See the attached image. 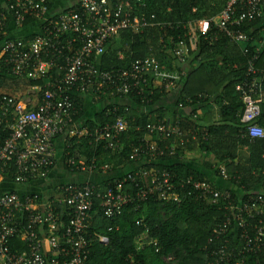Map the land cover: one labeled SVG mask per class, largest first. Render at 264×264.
Masks as SVG:
<instances>
[{
	"label": "built area",
	"instance_id": "1",
	"mask_svg": "<svg viewBox=\"0 0 264 264\" xmlns=\"http://www.w3.org/2000/svg\"><path fill=\"white\" fill-rule=\"evenodd\" d=\"M8 1L15 26L32 17L39 23V32L25 42H16L4 34L1 36L5 19L2 14L1 55L11 66V76L31 81L42 77L44 83L31 87L36 95L35 104L31 100L9 97L1 105L0 130L7 129L9 136L0 143V182L7 179L15 185H26L47 179L57 163L55 141L60 136L69 141L63 164L70 173L97 170L94 163L88 166L86 160L77 159V154V157L69 155L81 138L89 139V145L102 146L105 150H121L120 136L128 129L125 117L117 115L113 123L96 126L92 132L87 127L78 128L73 120L76 109L71 94L91 95L98 101L106 95L111 98L130 94L141 96L153 88L181 89L183 77L169 73L155 57L138 59L127 69L110 71L101 70L92 61L102 56L109 43L122 31L141 33L154 26L160 30H172L174 26L178 29L179 23L158 22L154 14L145 13L144 0H74L67 9L53 13L46 0ZM59 4L65 6L63 2ZM263 9L264 0H227L222 12L212 20L185 24L182 29L187 30L186 34L170 39L174 62L181 67L188 63L190 53L196 50V34L209 32L210 23L230 40L248 43V37L240 28L260 18ZM262 33L264 38V29ZM256 59L254 56L249 62L248 72L252 79L236 85L235 90L243 104L240 122L245 126L246 136L264 138V128L257 124L263 90L261 78L255 76L258 72L253 68ZM53 70H57L55 76L46 75ZM261 74L264 75V71ZM186 102L192 103V100L186 98L178 103V108H184ZM190 117L198 118L195 113ZM191 137L195 139V135ZM189 141V136L180 127L179 117L157 120L145 127L144 135L132 147L130 158L139 161L141 157L153 160L157 156H172L177 145L183 147ZM75 151H78L77 147ZM108 170L106 165L100 168V172ZM215 171L223 182L233 186L240 183V176L231 174L224 166L216 167ZM146 174L143 169H137L114 180L113 185L99 188L91 183L63 185L57 199L47 201L30 194H0V264H86L93 216L98 214L114 220L122 215L126 206L139 207L153 196L163 202L177 200L170 173H158L149 185L141 183ZM261 174L264 175V171ZM125 184L131 190L124 191ZM185 184L189 185V194L196 201L210 206L222 204L227 213L208 240V243H220L212 251L209 264H245L248 255L264 254V180L260 185L262 192L243 194L238 201L233 198L234 192L219 189L210 181L188 178ZM179 187L184 189L183 183ZM65 215L67 220L63 223L61 218ZM229 238L234 240L236 248L228 247ZM13 240H18L25 250L12 249ZM98 241L103 245L108 243L105 236H98Z\"/></svg>",
	"mask_w": 264,
	"mask_h": 264
},
{
	"label": "trees",
	"instance_id": "2",
	"mask_svg": "<svg viewBox=\"0 0 264 264\" xmlns=\"http://www.w3.org/2000/svg\"><path fill=\"white\" fill-rule=\"evenodd\" d=\"M72 1L74 0H46L50 13L67 9ZM60 2L65 3V6L60 5ZM144 2L145 13L154 14L158 22L179 23L178 29L174 26L172 30H160L154 26L146 28L141 33L122 31L109 43L105 53L92 61L97 63L101 70L110 71L127 69L135 60L155 57L165 65L169 73H177L183 77L177 106L186 98L192 100V103H185L189 113L188 115L168 113L163 108L153 112H143V109H150L174 91L153 88L152 91L149 89L141 96L130 94L111 98L106 95L96 102L109 101V104L96 113L93 119L87 120L85 127L92 132L96 126L113 123L117 115H122L128 122V129L120 136L121 150H105L102 146L89 145V139L81 138L79 145L74 146L69 155L77 154L85 157L88 166L94 163L97 168L95 173H101L100 168L103 165L108 166V172L111 173L117 171L119 167L123 169L136 164L137 169L146 171V177L141 183L147 185L158 173L166 171L173 178L178 198L163 202L156 196L150 197L139 207L126 206L122 215L114 220L104 219L98 214L93 216L88 232L90 247L86 264H209L212 262V251L216 250L220 243L219 241L208 243V240L213 229L223 222L227 213L222 204L210 206L196 201L195 197L189 194L191 192L189 185L185 183L188 178L213 183L214 180L211 179L216 176L215 168L224 166L231 174L240 176V183L237 186L225 182L235 187L237 191L233 193V198L238 201L243 194L251 193L264 180V175L261 174V171H264V138L246 136L245 126L240 122L243 104L235 90L236 85L252 79V74L248 72L249 62L257 56L253 68L258 72L255 76L261 78L263 90L257 124L264 127V75L261 74L264 71V46H260L264 43L262 33L264 16L247 22L240 28L249 39L246 44L230 40L218 31L213 23H210L209 32L196 34V50L190 53L188 63L196 61L198 65L190 72L183 71L184 66H177L174 71L171 66L174 62L170 53L173 47L171 37L176 39L186 34L187 30H183L182 26L189 22L212 20L217 17L224 9L227 0H144ZM9 3L8 0H0V17L2 14L5 16L1 36L7 35L16 42H25L33 38L37 31L39 32V23L32 17H27L23 24L16 27L11 21L13 11ZM262 12L264 13V9ZM258 49L260 51H257ZM5 60L6 57L0 52V114L2 103L9 97L14 98V94H8L4 90L8 80L27 82L30 87L44 83L42 77L31 81L11 76V66ZM49 73L55 76L57 70L48 71L46 75ZM81 96L71 94L76 109L74 121L83 115ZM15 99L18 100L17 97ZM113 99H129L135 107L115 104ZM212 102L219 105L220 121L218 124L202 128L199 125V118L193 120L190 116L197 114L196 108ZM115 108L116 113L112 114ZM176 117H179L180 127L189 136V143L183 147L177 145L172 156H157L153 160L141 157L139 161L130 158L132 147L142 138L147 125L167 118L174 120ZM192 135H195L194 140ZM8 136L7 129L0 130V143ZM238 147L250 151V159L246 165L232 164L236 160ZM194 152L204 157L202 166L205 172L203 173L192 168L186 161L188 155ZM211 156L214 157L215 163H210L207 159ZM120 178L113 177L102 182L101 185H113L114 180ZM182 183L184 189L179 187ZM94 185L101 187L100 184ZM128 188L130 189L128 184L123 186L124 191ZM217 188L223 189L219 186ZM96 204L95 201L94 206ZM58 211L60 212V207ZM66 220L67 216H62L61 221L66 223ZM98 236H105L108 243L101 244ZM229 239L228 247L236 248L234 240ZM11 247L20 251L25 250L24 245L18 240H13ZM245 264H264V254L248 255Z\"/></svg>",
	"mask_w": 264,
	"mask_h": 264
},
{
	"label": "crops",
	"instance_id": "3",
	"mask_svg": "<svg viewBox=\"0 0 264 264\" xmlns=\"http://www.w3.org/2000/svg\"><path fill=\"white\" fill-rule=\"evenodd\" d=\"M263 13V12H262ZM264 16V13L262 14ZM215 18V17H214ZM264 46V43L262 44ZM198 63L195 61L189 62L187 65H185L182 70L183 71H192ZM172 69L176 71V67L178 66L175 62L171 64ZM11 80H8L5 84L4 90L8 94H14L19 95L16 96L17 98L25 101L33 100V92L32 88L29 85H25L24 91L21 92V88H14L12 90H7L6 85L10 83ZM13 82V81H12ZM27 88V89H26ZM29 89V90H28ZM28 90V91H27ZM180 90H176L169 95H167L162 101L151 107L150 109H143V112H153L156 109L163 108L167 110L168 113H174L177 112L180 115H188L189 110H187L186 107L179 109L177 106L178 102V94ZM82 110L83 115L75 121V126L78 128L85 127V123L87 120L93 119L94 115L98 113L100 110H103L106 106V104H109V101H103L102 103H97L91 95H82ZM32 103L35 102L31 101ZM96 102V103H95ZM113 103L122 105V106H129L131 108H134V104L129 99H113ZM35 104V103H34ZM196 113L199 118V125L202 128L206 126H210L211 124H218L220 121V113H219V105L216 102L208 103L201 105L200 107L196 108ZM241 113V112H240ZM197 120V119H196ZM242 124V123H241ZM264 128L263 126H261ZM69 141L65 136H60L55 141V153L57 157V163L55 168L53 169L50 176L45 180H39L34 181L32 183L26 184V185H15L12 184L11 181L4 179L0 182V194L8 193V192H14L17 193L20 196L30 194V195H36L41 198L42 201L57 199V193L60 186L63 185H69V184H83V183H93L97 185H101L102 182L111 179V178H117V177H123L129 172L137 170L138 165L133 164L131 166L125 167L122 169V167H119V169L115 172L109 173L101 172V173H95V172H83V173H70L66 170L63 164L66 147ZM191 154V153H190ZM187 157L188 163H190V166L194 168L197 171H204L202 159H204L203 155H200L197 152L192 153L191 155H188ZM77 157V155H76ZM78 160H85V157L78 155ZM210 163H215L214 157H207ZM250 159V151L243 147H238L236 151V160L232 162L233 165L239 164H247ZM229 172V171H228ZM211 180H214V184L223 188L228 189L232 192H236L237 190L235 187L226 184L225 182L219 180L217 176L215 178L212 177ZM262 188L258 185L254 188L252 193H260L262 192Z\"/></svg>",
	"mask_w": 264,
	"mask_h": 264
},
{
	"label": "rangeland",
	"instance_id": "4",
	"mask_svg": "<svg viewBox=\"0 0 264 264\" xmlns=\"http://www.w3.org/2000/svg\"><path fill=\"white\" fill-rule=\"evenodd\" d=\"M13 81V82H12ZM17 81V80H16ZM25 85H27V82H23V81H18V82H15L14 80H11L10 81V83H8V85H6L7 87H6V89L7 90H12V89H16V88H21V92L22 91H24V89H25ZM27 89V88H26ZM29 90V89H28ZM27 90V91H28ZM18 95H19V93H18ZM18 95H13V97L14 98H16V96H18ZM36 96V95H35ZM35 96L33 95V100H31V101H34L35 100Z\"/></svg>",
	"mask_w": 264,
	"mask_h": 264
}]
</instances>
